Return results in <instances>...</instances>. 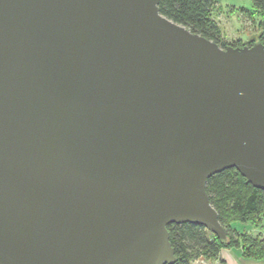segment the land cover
I'll return each mask as SVG.
<instances>
[{
	"label": "water",
	"instance_id": "1",
	"mask_svg": "<svg viewBox=\"0 0 264 264\" xmlns=\"http://www.w3.org/2000/svg\"><path fill=\"white\" fill-rule=\"evenodd\" d=\"M159 2L0 0V264H172V223L228 239L209 177L264 189V36Z\"/></svg>",
	"mask_w": 264,
	"mask_h": 264
},
{
	"label": "trees",
	"instance_id": "2",
	"mask_svg": "<svg viewBox=\"0 0 264 264\" xmlns=\"http://www.w3.org/2000/svg\"><path fill=\"white\" fill-rule=\"evenodd\" d=\"M221 0H160L159 9L170 19L182 23L221 46H243L238 42L227 44L221 40V30L212 17V11ZM254 10L262 16L264 24V0H252ZM264 36L261 34L248 42L251 45ZM207 192L217 209L228 239L221 240L202 224L172 223L168 226L170 241L177 260L172 264H194L197 259L216 260L225 248H240L246 258L264 259V189L255 187L236 167H230L209 177ZM249 223L243 231L234 222ZM237 231L234 235L232 231Z\"/></svg>",
	"mask_w": 264,
	"mask_h": 264
},
{
	"label": "rangeland",
	"instance_id": "3",
	"mask_svg": "<svg viewBox=\"0 0 264 264\" xmlns=\"http://www.w3.org/2000/svg\"><path fill=\"white\" fill-rule=\"evenodd\" d=\"M212 17L220 27L221 40L227 44L232 42L248 44L264 30V24L261 23L262 16L254 10L252 0H221L212 11ZM233 224L239 231L247 227L254 232L259 230L249 223L235 221ZM236 232L231 233L237 235ZM250 262L251 264H264V259L251 258ZM194 264H224V261L221 254L216 260L200 258Z\"/></svg>",
	"mask_w": 264,
	"mask_h": 264
},
{
	"label": "crops",
	"instance_id": "4",
	"mask_svg": "<svg viewBox=\"0 0 264 264\" xmlns=\"http://www.w3.org/2000/svg\"><path fill=\"white\" fill-rule=\"evenodd\" d=\"M263 235L264 231L262 230ZM224 264H251L250 259L242 255L240 248L223 249L221 251Z\"/></svg>",
	"mask_w": 264,
	"mask_h": 264
},
{
	"label": "flooded vegetation",
	"instance_id": "5",
	"mask_svg": "<svg viewBox=\"0 0 264 264\" xmlns=\"http://www.w3.org/2000/svg\"><path fill=\"white\" fill-rule=\"evenodd\" d=\"M260 40H263V37H262V38H260ZM254 42H255V41H254ZM254 42H253V43H254ZM253 43H251V45H252ZM245 45H250V44H245Z\"/></svg>",
	"mask_w": 264,
	"mask_h": 264
}]
</instances>
